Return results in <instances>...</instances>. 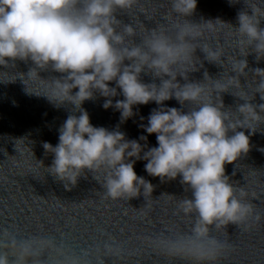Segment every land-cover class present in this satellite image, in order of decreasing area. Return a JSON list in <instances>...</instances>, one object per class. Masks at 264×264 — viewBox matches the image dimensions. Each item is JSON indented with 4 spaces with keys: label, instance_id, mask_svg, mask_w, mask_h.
<instances>
[{
    "label": "clouds",
    "instance_id": "1",
    "mask_svg": "<svg viewBox=\"0 0 264 264\" xmlns=\"http://www.w3.org/2000/svg\"><path fill=\"white\" fill-rule=\"evenodd\" d=\"M137 2L0 0V66L6 70L16 68L17 61L32 64L26 73L17 72L15 79L0 82L19 78L26 93L43 95L56 107L72 106L59 128V142L42 145L45 154H53L47 173L66 189L74 187L87 170L101 184L105 198L129 201L142 194L146 199L155 186L135 172L134 164L141 159L147 161L146 172L161 182L179 176L185 192L191 193L179 201V207L194 222L190 232L161 234L152 244L170 258L215 264L231 245L215 237L213 229L227 230L229 224L247 228L253 217L260 219L248 191L230 182L225 165L248 154L250 136L264 124V103L252 102L256 94L264 101V68H250L247 60L253 53L257 63L264 59V0H243L236 25L220 18L192 21L188 17L194 14L197 0H170L174 25L170 29L156 25L139 42L137 26L118 19ZM240 2L229 0L230 5ZM224 24L235 33L237 52L241 46L248 49L231 60L221 44L206 35ZM204 60L223 71L214 78L205 70L202 80H190L189 73L203 67ZM226 61L231 65L228 69ZM49 70L61 75H40ZM142 73H150L153 81L144 82ZM249 73L254 78L252 93L246 87L249 81L243 84L240 79ZM25 78L46 83L47 90L30 91ZM97 93L107 98L105 109L120 112L121 123L135 114L134 105L150 101L159 105L152 109L147 125H141L148 134H156L158 146L142 145L140 140L147 141L144 135L126 139L119 125L113 130L93 126L82 105ZM223 93L238 99L235 108L225 106ZM118 94L124 98L113 102ZM173 98L187 111L164 105ZM4 248L10 253L0 251V264H105V258L123 251L112 238L76 249L56 237L20 239L9 231L0 234V249Z\"/></svg>",
    "mask_w": 264,
    "mask_h": 264
},
{
    "label": "water",
    "instance_id": "2",
    "mask_svg": "<svg viewBox=\"0 0 264 264\" xmlns=\"http://www.w3.org/2000/svg\"><path fill=\"white\" fill-rule=\"evenodd\" d=\"M243 7V0L234 5H230L229 0H197V8L188 19L199 22L202 18H220L236 25L237 12ZM118 19L137 26V42L148 29L156 25L170 29L176 22L175 16L171 14L170 0H138L127 13H119ZM261 26H264V21ZM218 28L216 33L206 35L213 37V43L218 41L221 44L228 60L248 50L241 46L237 52L236 36L228 24ZM196 55L203 60V53L199 49ZM247 60L250 68H264V59L257 63L254 53L248 55ZM31 66V61H17L16 68L9 66L6 70L0 66V79H15L17 72L26 73ZM230 66L226 61L225 69ZM198 68V71L189 73L190 80H202L205 70L214 78L223 71L220 66L206 60L203 61V67L198 65ZM40 75L48 78L61 74L49 70ZM141 78L146 83L153 81L150 73H142ZM177 79L184 83L181 77ZM240 79L243 84L249 81L246 87L252 93L254 78L251 73ZM155 82L159 83V79ZM25 83L30 91L47 90L46 83L38 79L25 78ZM110 85L115 86V82H110ZM117 91L119 93L120 90ZM222 96L225 106L235 108L238 102L236 97L231 93H223ZM123 98L122 94L112 97L113 102ZM106 99L97 93L82 105L89 113L93 126L113 130L119 125L126 139L139 140L144 135L147 141L140 140L142 145L158 146L156 134H148L141 125H147L152 109L159 105L154 101L134 105L135 114L121 123L118 110L102 106ZM252 102L264 103L259 94ZM163 103L167 107H183L187 111V106L180 105L174 98ZM71 110L70 104L56 107L43 95L26 93L25 85L19 78L10 83L0 82V234L9 231L20 239L56 237L76 249L94 246L112 238L122 246L123 251L119 256L105 258V264H190L162 254L152 244L161 234L190 232L194 222V217L185 215L179 207V201L191 195L185 192L179 176L161 182L159 177L146 172L144 165L147 161L137 160L135 172L155 187L152 195L146 199L141 194L128 201L105 198L101 184L87 170L70 190L64 187L62 181L47 173L46 168L52 163L53 154H45L42 145L48 142L55 146L59 142V128ZM75 114L79 115V112ZM240 130L246 134L250 131ZM250 145L247 155L232 164H226L225 169L232 179L230 182L246 188L260 219L253 217L247 228L229 224L227 230L213 229L215 237L231 245L215 264H264V124L259 125L256 133L250 136ZM38 161H42L43 165ZM0 251L10 253L8 248Z\"/></svg>",
    "mask_w": 264,
    "mask_h": 264
}]
</instances>
